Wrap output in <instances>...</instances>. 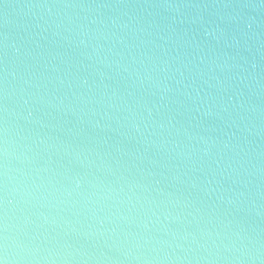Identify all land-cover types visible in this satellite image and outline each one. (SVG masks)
I'll list each match as a JSON object with an SVG mask.
<instances>
[{
    "label": "clouds",
    "instance_id": "9594fccd",
    "mask_svg": "<svg viewBox=\"0 0 264 264\" xmlns=\"http://www.w3.org/2000/svg\"><path fill=\"white\" fill-rule=\"evenodd\" d=\"M0 264H264V0H0Z\"/></svg>",
    "mask_w": 264,
    "mask_h": 264
}]
</instances>
